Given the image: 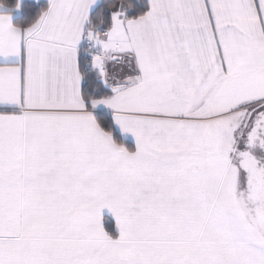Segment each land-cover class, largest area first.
<instances>
[{"label":"snow or ice","instance_id":"obj_1","mask_svg":"<svg viewBox=\"0 0 264 264\" xmlns=\"http://www.w3.org/2000/svg\"><path fill=\"white\" fill-rule=\"evenodd\" d=\"M0 264H264V0H0Z\"/></svg>","mask_w":264,"mask_h":264}]
</instances>
